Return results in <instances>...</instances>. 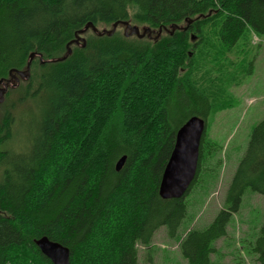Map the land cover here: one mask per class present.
Wrapping results in <instances>:
<instances>
[{"label":"trees","instance_id":"trees-1","mask_svg":"<svg viewBox=\"0 0 264 264\" xmlns=\"http://www.w3.org/2000/svg\"><path fill=\"white\" fill-rule=\"evenodd\" d=\"M88 22L100 30L118 24L112 35L88 28L80 34L85 44L75 43ZM126 23L154 33H125ZM207 26L224 51L248 31L264 37V0H0V79L25 69L35 53L29 77L9 86L0 103V264H53L34 242L41 236L68 247L70 264H138L137 245H149L158 228L176 234L184 197L213 149L205 130L184 196L159 195L176 131L194 115L206 125L214 108L213 86L196 77V57L210 46ZM67 44L63 60L40 61L38 54L63 56ZM16 114L24 135L15 143ZM247 188L263 199L250 247L264 264V117L224 208L181 238L188 264H210Z\"/></svg>","mask_w":264,"mask_h":264},{"label":"rangeland","instance_id":"rangeland-1","mask_svg":"<svg viewBox=\"0 0 264 264\" xmlns=\"http://www.w3.org/2000/svg\"><path fill=\"white\" fill-rule=\"evenodd\" d=\"M119 29L125 31L122 25ZM206 29L211 35L210 46L196 57V77L215 91L214 108L207 116L205 129V139L213 149L205 153L197 179L184 197L186 213L176 234L169 236L165 226L158 228L149 245H137L138 264H188L179 248L181 238L190 229L205 228L224 208L227 186L252 128L264 117V37L248 31L231 51H224L211 27ZM16 117L14 128L20 131L15 143L24 135L19 123L21 115ZM262 219V195L247 188L238 211L227 224L225 236L214 242L210 264H258L250 245Z\"/></svg>","mask_w":264,"mask_h":264},{"label":"water","instance_id":"water-1","mask_svg":"<svg viewBox=\"0 0 264 264\" xmlns=\"http://www.w3.org/2000/svg\"><path fill=\"white\" fill-rule=\"evenodd\" d=\"M191 20L188 21L190 23ZM118 23H114L111 29H101L93 25V23L88 22L86 25L75 34L74 42L85 44L84 38L80 35L84 33L88 28H91L98 35H112L115 31ZM172 30L176 27H171ZM125 33L136 34L138 37L147 35L152 37L154 31L149 27H142L140 29L138 26L126 23ZM161 33V29L157 32L158 37ZM66 53L57 58L48 59L46 61H60L66 58L70 52V45L67 44ZM35 53H30L26 68L23 70H17L15 74L10 73L9 78L0 79V102L4 99V94L8 88V83L12 82L10 86H14L19 82L18 76L27 79L30 73L31 60L34 58ZM40 60H42L41 54H38ZM43 62V61H41ZM13 78L15 79L13 81ZM205 120L199 116H191L185 123H183L176 131L175 143L172 152L168 158V161L164 167L161 183L159 187V195L164 198H181L184 196L188 188L190 187L192 181L195 178L197 165L199 160V148L202 135L205 131ZM125 155L121 156L116 164V170H119L124 161ZM36 246L40 249L41 253L49 258L53 264H70V251L69 248L63 244L49 239L47 236H41L35 239Z\"/></svg>","mask_w":264,"mask_h":264},{"label":"flooded vegetation","instance_id":"flooded-vegetation-1","mask_svg":"<svg viewBox=\"0 0 264 264\" xmlns=\"http://www.w3.org/2000/svg\"><path fill=\"white\" fill-rule=\"evenodd\" d=\"M14 80H15V79L13 78V81H14ZM11 84H12V82H9V83H8V87H9ZM7 89H8V88H7Z\"/></svg>","mask_w":264,"mask_h":264}]
</instances>
